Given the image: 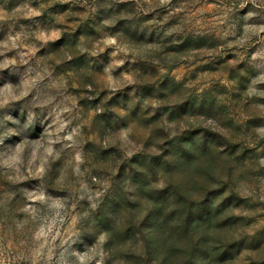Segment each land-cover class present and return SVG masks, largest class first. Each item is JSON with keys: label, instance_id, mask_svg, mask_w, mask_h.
Returning a JSON list of instances; mask_svg holds the SVG:
<instances>
[{"label": "clouds", "instance_id": "1", "mask_svg": "<svg viewBox=\"0 0 264 264\" xmlns=\"http://www.w3.org/2000/svg\"><path fill=\"white\" fill-rule=\"evenodd\" d=\"M0 264H264V0H0Z\"/></svg>", "mask_w": 264, "mask_h": 264}]
</instances>
